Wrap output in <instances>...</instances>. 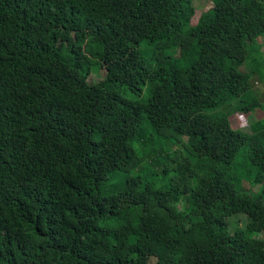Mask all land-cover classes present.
Masks as SVG:
<instances>
[{"label":"trees","instance_id":"obj_1","mask_svg":"<svg viewBox=\"0 0 264 264\" xmlns=\"http://www.w3.org/2000/svg\"><path fill=\"white\" fill-rule=\"evenodd\" d=\"M195 1L0 0V264H264V0Z\"/></svg>","mask_w":264,"mask_h":264},{"label":"rangeland","instance_id":"obj_2","mask_svg":"<svg viewBox=\"0 0 264 264\" xmlns=\"http://www.w3.org/2000/svg\"><path fill=\"white\" fill-rule=\"evenodd\" d=\"M210 4H211L210 0H196L195 1L194 6L196 8V17L193 19V23H196L198 21L199 16L204 11H207L208 8L211 7ZM263 47H264V43H263ZM250 50L254 51V52H252L253 56L251 58H248V60H247V62H246V64L244 66H241V70H243L244 72L247 71V67H248L247 65H249V66H251L253 68H256L255 62L252 61L253 57L256 55L255 54L256 48L253 47ZM263 51H264V48H263ZM263 58H264V55H263ZM261 64L262 65L264 64V59L261 62ZM259 71H260L259 72L260 73L259 79H260L261 75L264 76V69H260ZM100 73L103 76H105L106 75V70L105 69H100ZM259 85L260 84H258V86ZM260 89H257L259 94L262 93V87ZM262 107L264 108V105ZM251 117L254 120L255 119H260V118L263 117V113L262 112H257V111L255 113H253V114L252 113L251 114L250 113L247 114V113H243V112H236V113L232 114V116L229 118L231 127L233 129H239V130L245 131L248 128V125L250 123L249 118H251ZM237 161L239 163H243V154H242V152H240L238 154ZM235 186H236L237 189H243V190H248V191L254 190V189L255 190L258 189L257 186H255L254 189H253V184L251 183V177L247 178L246 172L238 173V175L236 176V179H235ZM246 223H247V219H246L245 215L234 216V217H232V218H230L228 220L229 231H232V229L236 228V227L244 228Z\"/></svg>","mask_w":264,"mask_h":264}]
</instances>
